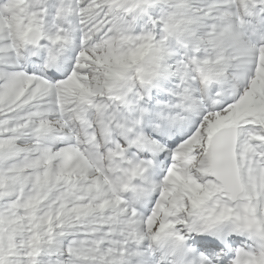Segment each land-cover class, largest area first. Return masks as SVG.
Segmentation results:
<instances>
[{
    "label": "snow or ice",
    "instance_id": "obj_1",
    "mask_svg": "<svg viewBox=\"0 0 264 264\" xmlns=\"http://www.w3.org/2000/svg\"><path fill=\"white\" fill-rule=\"evenodd\" d=\"M0 264H264V0H0Z\"/></svg>",
    "mask_w": 264,
    "mask_h": 264
}]
</instances>
